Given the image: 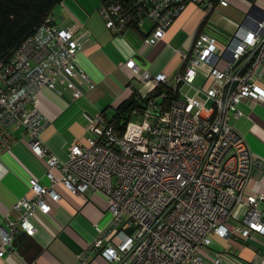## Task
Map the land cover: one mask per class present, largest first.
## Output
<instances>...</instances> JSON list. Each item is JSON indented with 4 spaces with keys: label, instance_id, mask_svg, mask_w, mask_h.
Here are the masks:
<instances>
[{
    "label": "built area",
    "instance_id": "obj_1",
    "mask_svg": "<svg viewBox=\"0 0 264 264\" xmlns=\"http://www.w3.org/2000/svg\"><path fill=\"white\" fill-rule=\"evenodd\" d=\"M233 1H105L99 11L107 28L117 37L141 30L146 45L163 41L189 5L205 16L191 47L178 50L182 62L175 75L152 74L127 60L134 75L151 84V98L133 111L124 135L103 115L87 116L89 136L75 140L66 158L42 138L49 119L39 98L49 89L77 102L91 90L78 59L94 43L91 32L79 22L54 24L53 13L0 59V154L19 140L15 130L22 131L47 159L49 180L42 185L32 179L29 193L15 204L21 216L0 226V259L20 230L33 236L42 216L61 203L59 184L84 198L104 194L112 216L107 227L97 228L103 247L91 243L74 264H93L97 256L108 264H225L223 252L212 249L214 237L229 244L264 236V193L250 187L256 171L264 178V157L250 150L233 124L243 116L244 102L264 105V11L254 5L246 10L225 43L207 30L208 17ZM146 96L140 94L139 103Z\"/></svg>",
    "mask_w": 264,
    "mask_h": 264
},
{
    "label": "crops",
    "instance_id": "obj_2",
    "mask_svg": "<svg viewBox=\"0 0 264 264\" xmlns=\"http://www.w3.org/2000/svg\"><path fill=\"white\" fill-rule=\"evenodd\" d=\"M63 0L54 11L53 23L66 25L79 22L91 32L94 43L78 56L79 64L89 75L93 87L77 102L69 95L58 96L44 89L39 98L41 112L49 119L42 138L51 151L66 158L75 140H86L87 116L103 115L111 120L117 108L128 100L135 88L146 96L150 85L134 75L126 62L134 58L139 66L152 74L165 72L175 75L181 65L178 50H188L199 30L204 12L189 5L168 30L165 39L155 45L143 42L144 33L134 29L115 36L106 26L100 6L107 0ZM258 7L264 11V0H234L233 5L221 8L208 17L207 30L221 43L227 34L236 30L245 19L244 12ZM212 25L214 27H212ZM139 94V95H140ZM240 108L243 116L234 120L236 130L242 134L250 150L264 157V105L244 102ZM19 140L0 154V226L6 218L17 220L21 211L16 202L29 193L32 179L48 185L46 158L37 155L29 145L28 136L15 130ZM253 191L264 193V178L259 172L250 182ZM63 199L50 214L42 216V224L33 236L20 230L11 245H5L2 264H74L79 254L87 251L91 243L100 250L103 242L97 228L108 226L112 216L107 212V198L102 193H88L87 198L73 194L64 185H58ZM3 243L0 237V248ZM212 249L223 252L225 264H254L260 256L264 259V236L256 235L249 242L226 243L214 237ZM93 264H108L97 256Z\"/></svg>",
    "mask_w": 264,
    "mask_h": 264
},
{
    "label": "trees",
    "instance_id": "obj_3",
    "mask_svg": "<svg viewBox=\"0 0 264 264\" xmlns=\"http://www.w3.org/2000/svg\"><path fill=\"white\" fill-rule=\"evenodd\" d=\"M252 3L255 0H249ZM63 0H0V59L8 58L25 38L35 32L52 14ZM158 90L157 93H159ZM138 92L124 101L111 120L106 121L108 126L123 136L128 122L135 109L143 108L151 96L147 95L139 103ZM172 96L162 98V105L167 107Z\"/></svg>",
    "mask_w": 264,
    "mask_h": 264
},
{
    "label": "rangeland",
    "instance_id": "obj_4",
    "mask_svg": "<svg viewBox=\"0 0 264 264\" xmlns=\"http://www.w3.org/2000/svg\"><path fill=\"white\" fill-rule=\"evenodd\" d=\"M92 4H100L98 1H95V0H90ZM186 92L189 94V95H192L194 93V90L190 87H187L186 88Z\"/></svg>",
    "mask_w": 264,
    "mask_h": 264
},
{
    "label": "water",
    "instance_id": "obj_5",
    "mask_svg": "<svg viewBox=\"0 0 264 264\" xmlns=\"http://www.w3.org/2000/svg\"><path fill=\"white\" fill-rule=\"evenodd\" d=\"M253 9H257V7L254 6ZM263 13H264V12H263Z\"/></svg>",
    "mask_w": 264,
    "mask_h": 264
}]
</instances>
